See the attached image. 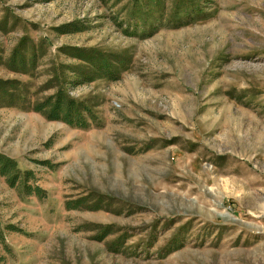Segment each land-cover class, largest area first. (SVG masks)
Segmentation results:
<instances>
[{"label": "rangeland", "instance_id": "obj_1", "mask_svg": "<svg viewBox=\"0 0 264 264\" xmlns=\"http://www.w3.org/2000/svg\"><path fill=\"white\" fill-rule=\"evenodd\" d=\"M137 1L0 0V77L34 91L69 46L121 68L72 89L99 128L0 107L42 195L0 175V264H264V0ZM24 38L48 40L30 74L6 66Z\"/></svg>", "mask_w": 264, "mask_h": 264}, {"label": "trees", "instance_id": "obj_2", "mask_svg": "<svg viewBox=\"0 0 264 264\" xmlns=\"http://www.w3.org/2000/svg\"><path fill=\"white\" fill-rule=\"evenodd\" d=\"M138 1L140 2V0ZM149 1L154 5L155 9L156 5L162 7V9L165 7V0ZM181 1L185 2L187 0ZM189 4L192 3L189 2ZM145 7L148 8L147 11L150 10L148 5H145ZM181 11L182 9L177 10L176 15H179ZM185 11L187 10L185 9ZM193 11L192 9L191 12L177 18V20L186 25L187 21L184 18L193 17ZM56 30L61 34H65L82 29L75 23H68L58 27ZM33 43H27L26 38H24L12 51L6 61V66L15 72L23 74H30V69L31 71L35 70L39 65V59L47 52L46 43H48V40L44 39L40 42L42 48L40 55L37 54L36 50H33ZM26 45L29 46L26 48ZM60 51L69 55L75 61L72 63L60 62L55 64L51 72L48 73V80L41 84V86H36L34 91L32 89L35 85L32 83L24 82L20 79H5L0 77V107H19L29 111H36L49 120L62 121L70 126L81 129L104 126V121L93 106L86 100L76 98L72 93V89L82 83L93 81L100 76L114 79L121 72L118 58L101 52L94 47L69 46L60 48ZM2 61L3 57L0 54V64L3 63ZM48 90L54 91L44 96H38L39 93H44ZM0 175L4 176L13 187L23 186L27 194L36 193L42 197L40 195V187L29 184L31 179H35L33 170L22 169L14 157L1 151Z\"/></svg>", "mask_w": 264, "mask_h": 264}]
</instances>
